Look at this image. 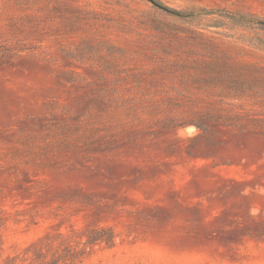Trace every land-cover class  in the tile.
Returning <instances> with one entry per match:
<instances>
[{
    "label": "rangeland",
    "instance_id": "rangeland-1",
    "mask_svg": "<svg viewBox=\"0 0 264 264\" xmlns=\"http://www.w3.org/2000/svg\"><path fill=\"white\" fill-rule=\"evenodd\" d=\"M158 1L264 20V0ZM0 219L2 258L97 224L116 245L82 264H264V31L151 0H0Z\"/></svg>",
    "mask_w": 264,
    "mask_h": 264
},
{
    "label": "trees",
    "instance_id": "trees-1",
    "mask_svg": "<svg viewBox=\"0 0 264 264\" xmlns=\"http://www.w3.org/2000/svg\"><path fill=\"white\" fill-rule=\"evenodd\" d=\"M151 2L159 9L176 17L189 18L200 14H219L234 17L264 31V20L251 16L232 14L224 10L182 11L166 6L158 0H151ZM70 55L71 59H76L72 54ZM64 79L67 83H76L78 80L73 72L65 73ZM109 105V108L104 111L109 117L115 118L117 116L121 118L125 116V104H123L122 99L110 102ZM1 221L2 219H0V228L5 225ZM36 221L37 218H31L29 223L36 224ZM118 236L119 234L112 227L97 224L89 225L83 230L73 229L67 234L59 230L53 235L48 234L38 239L21 253L16 252L6 258H2L3 253H0V264H22L25 262L30 264H82L98 250L113 249Z\"/></svg>",
    "mask_w": 264,
    "mask_h": 264
}]
</instances>
